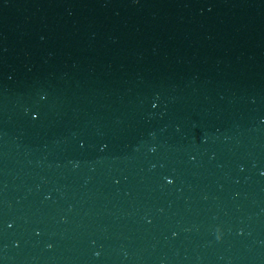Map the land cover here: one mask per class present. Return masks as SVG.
Returning a JSON list of instances; mask_svg holds the SVG:
<instances>
[{
	"label": "water",
	"instance_id": "95a60500",
	"mask_svg": "<svg viewBox=\"0 0 264 264\" xmlns=\"http://www.w3.org/2000/svg\"><path fill=\"white\" fill-rule=\"evenodd\" d=\"M0 264H264V0H70L1 57Z\"/></svg>",
	"mask_w": 264,
	"mask_h": 264
}]
</instances>
